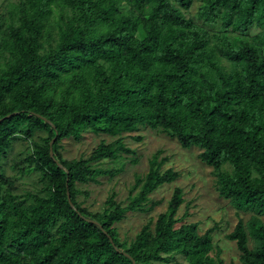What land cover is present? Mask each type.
<instances>
[{
    "label": "trees",
    "instance_id": "1",
    "mask_svg": "<svg viewBox=\"0 0 264 264\" xmlns=\"http://www.w3.org/2000/svg\"><path fill=\"white\" fill-rule=\"evenodd\" d=\"M15 8L16 23L0 12V120L16 113L0 122V171L22 138L29 152L13 168L38 173L42 189L18 195L0 173V264H165L173 253L219 264L213 230L176 229L178 187L153 230L118 237L128 212H144L179 177L162 172L160 152L126 206L114 194L102 212L79 202L77 185L103 174L94 164L128 152L123 135L142 126L201 149L220 196L253 213L228 235L241 264H264V0H17ZM86 132L117 138L64 159L62 142Z\"/></svg>",
    "mask_w": 264,
    "mask_h": 264
},
{
    "label": "rangeland",
    "instance_id": "2",
    "mask_svg": "<svg viewBox=\"0 0 264 264\" xmlns=\"http://www.w3.org/2000/svg\"><path fill=\"white\" fill-rule=\"evenodd\" d=\"M15 5L17 0H0L3 22L16 23ZM157 12L160 11L157 9ZM3 65L4 59L0 55V69ZM116 138L109 134L86 132L79 140H64L61 153L64 159L81 156L87 158L102 141L111 143ZM123 144L128 152H121L115 160L108 159L94 164L95 168L103 170L97 182L77 185L80 191L79 202L92 212H102L108 197L114 194L115 200L126 206L139 190L136 178L149 171L150 161L160 152L159 161L166 159L161 168L162 172L171 168L179 177L174 183L165 184L150 195L144 212H128L116 225L118 237L122 241L130 242L148 223H152L153 230L158 216L168 211L174 189L178 187L183 191L184 202L177 213L179 222L176 229L183 223H196L200 235L213 230L214 255L219 264H241L236 243L231 241L228 235L233 232L240 220L247 222L253 213L236 207L228 199L220 196L216 172L213 167L202 162L201 149L198 147L185 149L176 139L161 130L144 126L137 132L124 134ZM29 147L30 143L26 140L16 139L8 149V157L2 162L3 171H0L12 179L15 193L22 196L40 193L42 189L38 173L23 175L18 167L13 168L15 164L24 161ZM23 166L25 163H22ZM222 169L227 173L232 171L227 164ZM165 256H170L165 264H186L180 255L173 253Z\"/></svg>",
    "mask_w": 264,
    "mask_h": 264
},
{
    "label": "water",
    "instance_id": "3",
    "mask_svg": "<svg viewBox=\"0 0 264 264\" xmlns=\"http://www.w3.org/2000/svg\"><path fill=\"white\" fill-rule=\"evenodd\" d=\"M15 115H16V113L11 114V115L7 116V117L4 118V119H8V118L13 117V116H15ZM4 119L0 120V122L4 121ZM44 120H45V119H44ZM49 123H50V122H49ZM51 145H53V142L51 143ZM51 156L54 157L53 150H51ZM59 167L62 168L63 170H65V171L67 172V169H66L62 164L59 163ZM67 173H68V172H67ZM68 198H69V202H70L71 206L74 208V205L71 203L70 195H68ZM127 257H129V255H127ZM129 258H130V257H129ZM132 261H133V260H132ZM133 263L135 264L134 261H133Z\"/></svg>",
    "mask_w": 264,
    "mask_h": 264
}]
</instances>
